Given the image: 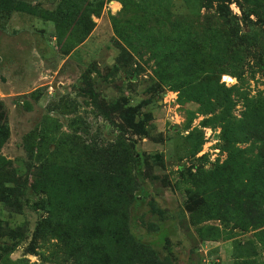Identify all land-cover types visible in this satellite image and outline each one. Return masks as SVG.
Listing matches in <instances>:
<instances>
[{
	"label": "rangeland",
	"instance_id": "obj_1",
	"mask_svg": "<svg viewBox=\"0 0 264 264\" xmlns=\"http://www.w3.org/2000/svg\"><path fill=\"white\" fill-rule=\"evenodd\" d=\"M0 264H264V0H0Z\"/></svg>",
	"mask_w": 264,
	"mask_h": 264
}]
</instances>
